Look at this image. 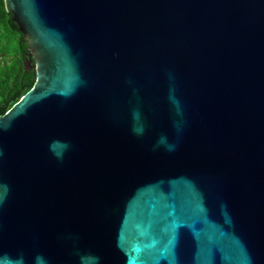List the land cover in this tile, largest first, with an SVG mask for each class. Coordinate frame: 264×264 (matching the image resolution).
I'll return each instance as SVG.
<instances>
[{"label": "water", "instance_id": "water-1", "mask_svg": "<svg viewBox=\"0 0 264 264\" xmlns=\"http://www.w3.org/2000/svg\"><path fill=\"white\" fill-rule=\"evenodd\" d=\"M4 2L0 264H264V0Z\"/></svg>", "mask_w": 264, "mask_h": 264}, {"label": "trees", "instance_id": "trees-1", "mask_svg": "<svg viewBox=\"0 0 264 264\" xmlns=\"http://www.w3.org/2000/svg\"><path fill=\"white\" fill-rule=\"evenodd\" d=\"M28 42L0 0V115L8 113L36 82V62Z\"/></svg>", "mask_w": 264, "mask_h": 264}]
</instances>
